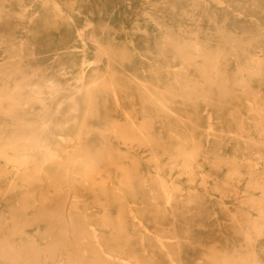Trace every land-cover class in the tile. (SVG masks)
I'll use <instances>...</instances> for the list:
<instances>
[{"label":"rangeland","instance_id":"obj_1","mask_svg":"<svg viewBox=\"0 0 264 264\" xmlns=\"http://www.w3.org/2000/svg\"><path fill=\"white\" fill-rule=\"evenodd\" d=\"M232 1L239 8L264 7V0ZM203 3L206 0H0V168L5 167L10 177L23 168L27 178L40 176L43 195L38 198V192L37 200L24 206L34 211L23 221L41 229L53 228L51 240L42 231L28 236L44 251L61 238L73 241L80 233L92 230L102 237L119 228L116 224L107 228L89 225L83 231L62 229L70 224L72 216L84 211L89 220L106 216L100 208L91 213L86 210L96 203L87 201L90 191L79 186L85 175L92 178L81 171H95L98 164L111 169L119 195L127 186V174L136 171L174 184L173 193L176 190L185 197L199 199L200 186H205L206 203L211 204L208 207L216 217H221L216 201L234 210V201L220 198L216 188L222 185L214 181L215 175L210 177L206 166L197 172L204 182L192 185L186 180L189 174H182L180 169L169 171L164 164H154L153 160L159 163L161 158L148 150L157 142L148 140L144 130L156 116L155 108L164 105L169 106L163 112L172 118L180 114L173 105L200 107L203 120L211 119L204 130L210 139L215 126L227 120L213 118V107L204 92L181 98L190 88H198L204 71L211 68L210 59L201 60L195 53V48L202 52L208 47L198 34L209 23H195L191 15L192 7ZM263 21L259 24L264 35ZM75 45L83 47V52L81 48L74 50ZM253 51L255 56L264 54V50ZM83 62L90 64L81 65ZM236 66L233 64L229 73ZM214 68L212 71L218 73ZM234 132L232 128L228 135ZM160 133L167 134L162 130ZM203 146L206 148L205 143ZM234 148L230 145L226 152L232 154ZM132 161H138L139 167L130 166ZM256 164V182L264 184V162ZM73 179L79 182L74 184ZM60 181L62 184L56 183ZM12 185L10 182L7 187ZM53 189L55 193H49ZM235 191L240 196L245 194L244 188ZM252 196L254 201L262 198L259 190ZM169 200L160 204L166 212L170 211L166 210ZM124 201L128 207L133 205L126 195ZM191 212L195 214L196 209ZM60 213L58 219H51ZM138 214L129 211L127 216L130 222L134 217L136 227L141 226L146 234H171L170 223L156 230L151 221L140 223L135 218ZM5 216L9 217L8 211L0 213L2 219ZM250 219L256 220L257 215L253 213ZM65 254L75 256L73 250ZM33 256L35 253H27L28 258Z\"/></svg>","mask_w":264,"mask_h":264},{"label":"bare ground","instance_id":"obj_2","mask_svg":"<svg viewBox=\"0 0 264 264\" xmlns=\"http://www.w3.org/2000/svg\"><path fill=\"white\" fill-rule=\"evenodd\" d=\"M233 4L232 0H206L202 6L192 7L195 23H209L205 29L201 27L198 34L208 42V47L202 52L195 48V53L201 60L210 59L211 68L204 71L200 86L190 88L188 95L181 98H193L204 92L207 103L213 107V118L217 121L227 118L225 123L215 126L213 141L206 137L209 132H204L211 119L203 120L201 108L191 104L173 105L180 112L173 118L163 112L169 105L155 108L156 116L144 130L148 140L157 142L148 150L152 156L161 158L159 163L153 160L154 164H164L169 171L180 169L182 174H189L186 180L192 185L204 182L197 172L206 166L210 177L215 175L214 181L222 185L216 188L220 198L234 201V210L216 201L221 215L216 217L208 207L211 204L206 203L205 186H200L199 199L185 197L176 190L173 193L174 184L136 171L127 174V186L119 195L111 169L106 164H98L95 171H81V174H91L92 178L85 175L79 186L90 191L87 201L96 203L86 210L91 213L100 208L106 211V216L96 220L90 217V221L84 211L72 216L70 224L62 229L83 231L89 225L107 228L116 224L119 228L109 230L102 237L92 230L80 233L73 241L61 238L57 245L44 251L41 244L31 242L28 236L42 231L51 240L53 228L41 229L23 221L34 211L24 206L37 200L40 176L28 175L27 178V170L23 168L12 172L14 177H10L6 168L1 167L0 213L8 211L9 217H0V264H264V184L256 182L255 174L259 171L253 168L256 163L264 162V54L255 56L253 51L264 50V35L259 24L264 19L259 15H264V7L239 8ZM243 13L247 15L241 18ZM76 37L81 38L80 31ZM79 48L83 52V47H73L74 50ZM233 64L237 65L236 69L229 73ZM212 67L218 73L212 71ZM223 102L225 107L221 106ZM232 128L235 132L229 136ZM161 130L167 134L160 133ZM230 145L235 147L232 154L226 152ZM138 164L132 161L130 166L139 167ZM183 165L186 166L182 168ZM15 174L20 175L15 177ZM10 182L14 185L7 187ZM72 182L79 181L73 179ZM56 183L62 184L61 181ZM235 188H244V196L238 195ZM91 190L96 193L92 194ZM255 190H259L261 200H252ZM49 193L54 194L55 190ZM38 195L39 198L43 193ZM115 195L122 198L117 199ZM125 195L131 200V207L124 201ZM113 196L115 198L109 200ZM153 200L157 203L152 204ZM165 200H169L166 210L170 211L167 212L160 205ZM102 201L105 205L100 204ZM194 209L196 213L192 214ZM129 211L139 213L135 218L138 217L140 223L151 221L156 230L170 223L171 234L159 237L146 234L141 226L136 227L134 217L132 223L129 221ZM253 213L257 215L256 220L250 219ZM60 216L61 213L51 219ZM69 250H73L74 257L65 254ZM27 253H35V256L28 258Z\"/></svg>","mask_w":264,"mask_h":264}]
</instances>
